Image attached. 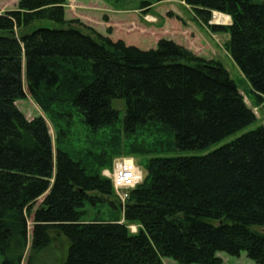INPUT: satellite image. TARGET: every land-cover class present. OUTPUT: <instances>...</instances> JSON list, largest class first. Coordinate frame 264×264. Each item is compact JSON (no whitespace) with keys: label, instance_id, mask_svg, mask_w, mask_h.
<instances>
[{"label":"trees","instance_id":"obj_1","mask_svg":"<svg viewBox=\"0 0 264 264\" xmlns=\"http://www.w3.org/2000/svg\"><path fill=\"white\" fill-rule=\"evenodd\" d=\"M184 1L213 34L229 35V54L264 107V2ZM66 2L19 0L0 13V264H34L53 232L70 243L65 264H223L219 253L264 264V126L203 156L116 143L111 159L148 161L143 183L114 203L110 180L54 151L42 117L27 119L17 103L29 94L43 113L75 110L98 132L115 128L112 101L123 100L119 139L157 126L172 138L169 151L206 150L257 121L221 62L169 40L149 51L113 42L68 20ZM214 13L232 24L210 25ZM43 22L54 26L34 28ZM105 202L121 208L120 220L85 221L88 203Z\"/></svg>","mask_w":264,"mask_h":264},{"label":"rangeland","instance_id":"obj_2","mask_svg":"<svg viewBox=\"0 0 264 264\" xmlns=\"http://www.w3.org/2000/svg\"><path fill=\"white\" fill-rule=\"evenodd\" d=\"M17 1L19 0H0V13L16 9L18 5ZM66 1L65 7L68 12V20H78L85 26L92 28L100 35L106 37L112 36L114 32H117L119 37L117 36L113 39L109 37L113 42L121 38L122 40H126V42H123L127 46L149 51L156 49L161 40H169L186 48L198 57L221 62L229 72L232 80L238 86L240 92L244 95L247 105L256 114L257 121L235 135L210 146L206 150L169 151L172 138L170 135L159 131V127L157 126H148L147 128L139 130L137 134L132 135L128 139H125L123 136L119 139L117 131L118 129H122L126 112V105L123 100L112 101V107L119 114V121L116 123L115 128L92 132L82 123L80 114L75 110L72 111V118L67 117L68 119L57 116L55 114L58 111L57 109L53 111V114L43 113L29 96L27 87H25V91L28 94L27 98L24 101L18 102V107L28 120L42 117L46 121L52 136L54 151L61 149L71 155L75 161H84L95 172H100L104 178L110 181L114 179L116 165L125 160H131L138 169L141 179L144 181L146 177L145 164L148 161V155L146 154L147 157L142 158L139 154L128 156L122 154L111 159L115 154L116 143H121L126 148L144 147L148 151H156L161 154V157L203 156L248 132L255 131L259 127L264 126V107L258 106V101L251 85L229 54V35L213 34L195 15L193 10L186 5L184 0H104L106 3L112 2L113 5L118 7L119 13H123L124 11L126 13L129 12L126 14L129 22L123 23V28L119 26L115 27V29L108 22L109 14L111 13L104 9L105 7H109L106 4L99 5L98 0H85L86 2L92 1L93 4L96 1L99 8L95 9L94 6L90 7L87 3L88 7L83 6L82 4L84 3L81 0ZM254 1L264 2V0ZM144 3L148 4V6L144 7ZM216 14L219 13L213 14L212 20L209 23L210 25L228 26L232 24L231 18L223 14L220 15L227 16L230 20L216 24L214 22V16ZM86 22L88 25H86ZM52 26L54 24L51 22H43L36 24L34 28ZM60 111L64 112L65 110L60 109ZM67 111L65 112L66 114L68 113ZM124 150L126 149L124 148ZM105 155H107V159L104 161L103 158ZM142 180L140 183L143 182ZM114 193L115 196L110 197V202L115 203L119 196L115 191ZM110 202L101 203L97 206H91L88 203L85 221L113 222L120 220L122 216L121 208L117 210L113 209ZM130 229L135 232L137 227L131 226ZM31 230L32 223L30 222V243L32 238ZM256 230L264 231L259 228H256ZM51 240L52 242L48 249L35 255L34 264H65L69 254V241L63 235L54 232L51 233ZM28 253L26 257H28ZM218 256L222 259L223 264H256L255 261L248 258L246 253H241L240 257H232L226 253H219ZM164 263L176 264L170 259H166ZM24 264H26V260Z\"/></svg>","mask_w":264,"mask_h":264},{"label":"built area","instance_id":"obj_3","mask_svg":"<svg viewBox=\"0 0 264 264\" xmlns=\"http://www.w3.org/2000/svg\"><path fill=\"white\" fill-rule=\"evenodd\" d=\"M112 180L118 199L122 203L128 199L129 193L141 184V176L133 161L125 160L118 163ZM143 181V180H142Z\"/></svg>","mask_w":264,"mask_h":264},{"label":"crops","instance_id":"obj_4","mask_svg":"<svg viewBox=\"0 0 264 264\" xmlns=\"http://www.w3.org/2000/svg\"><path fill=\"white\" fill-rule=\"evenodd\" d=\"M84 4H82L83 6H85V7H88V5L90 6V7H95V9H97V8H99L98 6H97V2L95 1V4H93L92 3V1L90 2V1H88V2H86L85 0H81ZM108 1H111V0H108ZM18 2V1H17ZM98 2H99V5L101 4V5H107V6H109V7H105L104 9H106L107 11H110V13L111 14H109L110 15V17H109V20H108V22L110 23V24H112V27L115 29V27H122L123 28V26H124V24L126 23V22H129V18H128V16L126 15L127 13H129V12H123V13H119L118 12V7H116L115 5H113L112 4V2H110V3H106L104 0H98ZM88 5H87V4ZM117 5V4H116ZM102 9V8H101ZM125 9V8H124ZM123 14V15H122ZM125 14V15H124ZM67 15H68V12L66 11V18L68 19V17H67ZM230 20V19H229ZM87 23V22H86ZM124 23V24H123ZM98 25H101V24H99V23H97ZM122 24V25H121ZM86 25H88V23L86 24ZM90 26V25H89ZM112 33V32H111ZM102 34H104V35H106L105 33H102ZM114 34V35H113ZM112 34V36H109L110 38L112 37V39L114 38V37H117L118 36V34H117V32H114ZM108 35V34H107ZM111 35V34H110ZM119 37V36H118ZM115 40V39H114ZM118 40H122L121 38L120 39H116L115 40V42L116 41H118ZM122 41H125L126 42V40L125 39H123Z\"/></svg>","mask_w":264,"mask_h":264},{"label":"bare ground","instance_id":"obj_5","mask_svg":"<svg viewBox=\"0 0 264 264\" xmlns=\"http://www.w3.org/2000/svg\"><path fill=\"white\" fill-rule=\"evenodd\" d=\"M228 20H229V17L223 16V15H220V14H216V16L214 18V22L216 24L224 23V22H226Z\"/></svg>","mask_w":264,"mask_h":264},{"label":"water","instance_id":"obj_6","mask_svg":"<svg viewBox=\"0 0 264 264\" xmlns=\"http://www.w3.org/2000/svg\"><path fill=\"white\" fill-rule=\"evenodd\" d=\"M215 17V16H214Z\"/></svg>","mask_w":264,"mask_h":264}]
</instances>
